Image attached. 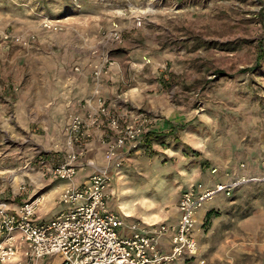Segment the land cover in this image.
<instances>
[{"label": "rangeland", "instance_id": "obj_1", "mask_svg": "<svg viewBox=\"0 0 264 264\" xmlns=\"http://www.w3.org/2000/svg\"><path fill=\"white\" fill-rule=\"evenodd\" d=\"M113 27L121 43L108 38ZM101 63L107 104L151 120L121 166L108 169L109 207L125 217L122 231L164 221L143 215L174 209L193 183H237L202 209L214 212L199 225L206 263L264 264V0H0V201L47 192L37 179L48 142L41 125L59 94L82 111ZM61 126L53 153L63 149L68 124ZM61 190L38 219L68 208L57 200ZM60 261L52 255L41 264Z\"/></svg>", "mask_w": 264, "mask_h": 264}, {"label": "built area", "instance_id": "obj_2", "mask_svg": "<svg viewBox=\"0 0 264 264\" xmlns=\"http://www.w3.org/2000/svg\"><path fill=\"white\" fill-rule=\"evenodd\" d=\"M107 36L122 42L118 27ZM3 38L10 37L5 34ZM106 70L104 63L94 66L93 95L85 100L81 112L70 117L63 149L56 150L50 160L39 159L42 176L70 181L59 196V202L68 208L49 220H39L36 212L43 195L24 201L17 209L0 201V264H40L52 255L61 257L60 264H206L197 237L200 212L217 194L231 195L237 183L213 187L193 183L181 191L176 219L137 221L129 224L128 232L122 231L127 227L125 217L109 207L112 175L108 169L121 166L122 152L137 146L151 120L143 112L127 118L107 104L101 94ZM96 131L104 133L107 166L95 168L83 182L76 183ZM86 163L93 167L90 161Z\"/></svg>", "mask_w": 264, "mask_h": 264}, {"label": "crops", "instance_id": "obj_3", "mask_svg": "<svg viewBox=\"0 0 264 264\" xmlns=\"http://www.w3.org/2000/svg\"><path fill=\"white\" fill-rule=\"evenodd\" d=\"M78 80H79V83L82 85L84 82V78H82V77L80 78L79 76H77V81ZM49 110H50L51 118L47 119V123H45L44 126L41 125L44 129H46V136H45L46 140H45V142H47V141L48 142L45 144L44 153L40 154V157H39V159H46V160L52 159V156L55 153V152L53 153V151H52L53 150L52 149L53 148V142L55 140L59 139L61 127H62L61 125L68 124L69 114L70 113H76V112L80 111V107H79L76 100H74L72 102L71 106H67L64 96L59 94L56 97V100H54L53 105L50 106ZM17 114L20 117V119H22V120L24 118H26V116L24 115V112L22 111L21 103L18 104ZM24 128H27V127L24 126ZM65 134H66V132H65ZM103 136H104V133H102L100 131H96V133L94 134V136L90 140V142L88 144V152H87L86 157L83 161L84 167H81L79 169V171H82V170L88 168L90 170V173L85 175L84 177H82L83 178L82 180H80V178L77 177L75 179L76 183L83 182L95 170V168H101L105 165L104 157H103V153H104V149H105L104 144L102 142ZM57 144L60 145V143H57ZM125 151L127 152L130 150L128 148ZM39 159L37 161H39ZM87 161H90L91 163H93V167L89 166L86 163ZM40 175H41L40 177H37L38 183L41 186V188L45 189V191L47 190V192L41 193V195H43V199H45V200L52 199V197H50L52 191H57V190L62 189L61 190V192H62L63 189L68 186V185H66L65 187H63L64 183L62 180L52 179L51 177H48V176H42L41 173H40ZM61 192L59 193V196H60ZM59 196L57 198L58 202H59ZM7 198H9V195H8V197H6V196L3 197L4 200H7L9 207L11 209H17L18 206L22 204V203L10 202V201H8L10 199H7ZM206 210H207V206L204 210H202L203 214L200 215V221H202L203 216H205V214L207 212ZM202 211H201V213H202ZM59 212H61V210L54 211V214L57 215ZM131 212H132V214H134L133 211H131ZM152 213H154L155 216L149 217L148 215H150ZM54 216H52V217H54ZM36 217H37V212H36ZM177 217H178L177 203H176V206L174 207V209L166 210L164 207H160L159 212H150V213L143 215V218L145 219V221L149 220V222H151L153 220H160V219L170 221V220L176 219ZM51 218H49V219H51ZM37 219H38V217H37ZM49 219H46V220H49ZM39 220H42V219H39ZM199 225H200V223H199ZM199 232L200 231L197 232V237H198V241H199V245H200V250H201V253L203 254V256L205 257V252L202 250V245H201L202 234ZM44 259H46V258H44ZM44 259L40 260L39 263L41 264V261H43ZM60 263H61V261H60Z\"/></svg>", "mask_w": 264, "mask_h": 264}, {"label": "trees", "instance_id": "obj_4", "mask_svg": "<svg viewBox=\"0 0 264 264\" xmlns=\"http://www.w3.org/2000/svg\"><path fill=\"white\" fill-rule=\"evenodd\" d=\"M261 58V57H260ZM260 58H259V60H260ZM259 60H257V63H256V65L254 66V68H252V67H247V68H243L242 70H241V72H250V71H252V70H255L257 67H258V65H259ZM218 73H221L220 71H218ZM213 210H210V211H208L207 212V214H206V222L207 223H210V218H211V216L213 215Z\"/></svg>", "mask_w": 264, "mask_h": 264}, {"label": "bare ground", "instance_id": "obj_5", "mask_svg": "<svg viewBox=\"0 0 264 264\" xmlns=\"http://www.w3.org/2000/svg\"><path fill=\"white\" fill-rule=\"evenodd\" d=\"M44 201H45V199L42 201V204H43ZM42 204H41V205H42ZM125 214H126V213H125ZM129 215H130V214H129ZM126 216H127V214H126Z\"/></svg>", "mask_w": 264, "mask_h": 264}]
</instances>
